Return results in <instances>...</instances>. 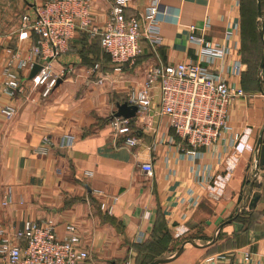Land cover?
Listing matches in <instances>:
<instances>
[{
  "label": "crops",
  "instance_id": "0c3cea01",
  "mask_svg": "<svg viewBox=\"0 0 264 264\" xmlns=\"http://www.w3.org/2000/svg\"><path fill=\"white\" fill-rule=\"evenodd\" d=\"M113 1L95 0L96 22L104 20ZM151 1L130 0L126 15L144 13ZM159 1L171 12L161 22V43L155 50L144 42L136 62L117 71L98 38L77 35L71 49L52 63L58 75L69 65L73 70L43 96L45 87L34 83L33 68H15L21 87L14 95L4 90L3 68L10 51L38 39L32 35L21 40L18 31L34 0H0V103L18 108L10 121L0 113V227L11 239L27 221L53 220L59 237L68 225L75 226L78 246L90 255L78 264H147L152 255L172 251L180 240L212 239L218 226L236 215L253 179L264 129V77L244 58L243 0ZM191 25L231 48L225 59L210 65L244 91L231 105L230 130L194 157L170 140L174 133L162 118L157 137L164 142L150 149L155 133L144 131L137 146L126 147L124 137L115 135L109 124L117 104L145 81L151 65L200 62L198 46L189 40ZM238 57L245 63L241 75L233 73ZM96 63L99 69L93 70ZM45 136L51 145L43 154L39 147ZM68 137L71 145L66 144ZM146 162L153 165L152 175L141 168ZM258 179L260 198L253 210L224 225L211 246H187L166 264H203L209 255L241 250L264 256V166ZM102 203L111 207L110 213Z\"/></svg>",
  "mask_w": 264,
  "mask_h": 264
},
{
  "label": "built area",
  "instance_id": "2783aa9c",
  "mask_svg": "<svg viewBox=\"0 0 264 264\" xmlns=\"http://www.w3.org/2000/svg\"><path fill=\"white\" fill-rule=\"evenodd\" d=\"M40 1L34 0L32 12L22 14L18 29L21 40L35 35L37 42L22 50L10 51L3 68L4 90L10 95L21 87L14 69H32L36 65L40 69L33 81L45 87L43 96L49 95L60 78L73 70L69 65L62 75H58L53 69V60L68 52L71 42L82 33L99 39L115 70H122L126 63L134 64L142 53L144 42L153 50L161 43V22L171 12L168 8L162 9L159 0H152L144 13L127 16L125 10L130 0H114L104 20L96 22L93 17L95 0ZM209 25L207 21L204 27ZM190 30L189 40L198 46L200 62L151 65L145 81L127 93L128 104L137 106L136 116L126 118L113 114L110 118L113 133L124 137L126 147L137 146L138 134L144 131L155 133L150 149L154 150L157 144L164 142V137H157L162 118H167V127L174 133L170 140L194 157L202 156L205 149L214 146L230 130L231 105L237 97L244 95V91L231 86L210 65L225 59L231 48L208 38L203 31L198 33L195 25H191ZM244 67V61L238 57L233 64V73L241 75ZM97 69L98 63L93 66V70ZM156 89L159 91L157 100ZM17 112L15 104L0 103V113L7 120H12ZM238 137L235 135L234 139ZM72 141V137H68L66 144L71 145ZM50 145V138L43 137L39 151L46 154ZM141 168L148 175L154 172L151 162L143 163ZM101 207L111 212V207L105 203ZM78 242L74 225H68L65 235L59 237L53 220L27 221L24 228L15 233L14 239L0 227V264H78L90 256ZM203 264H264V256L249 250L219 252L207 256Z\"/></svg>",
  "mask_w": 264,
  "mask_h": 264
},
{
  "label": "water",
  "instance_id": "95a60500",
  "mask_svg": "<svg viewBox=\"0 0 264 264\" xmlns=\"http://www.w3.org/2000/svg\"><path fill=\"white\" fill-rule=\"evenodd\" d=\"M257 10H258L259 18L264 19L261 0H258ZM259 34L263 42V54H262L260 69H259V78L262 79L264 76V26L260 28ZM39 69H40V66L36 65L32 70L31 77H33L39 71ZM60 81L61 80H59V82ZM117 108L118 110L115 114L116 116H123L126 118H132L136 116L137 106L130 105L128 104L127 101L123 103H118ZM257 151H258V156L255 160V172L253 175V179L249 183V189H248L247 195L245 199H243V201L241 202L240 206L238 207L236 215H234L233 217L227 219L222 224H220L218 228L216 229L212 239L201 240V241H198L196 239H186L185 241L182 242L178 250L167 251L163 253L162 255L155 257L152 261H150L147 264H166V263L172 262L176 260L182 253H184L188 245H193L194 247H197V248H206V247L211 246L219 239L221 229L223 228L224 225L229 224L231 222H235L236 218L244 214L247 209L252 210L256 207L257 202L260 198V193L257 190H255V188L261 187V182L259 181L258 176L260 173V169H262V167L264 166V129L258 139Z\"/></svg>",
  "mask_w": 264,
  "mask_h": 264
},
{
  "label": "rangeland",
  "instance_id": "374dc122",
  "mask_svg": "<svg viewBox=\"0 0 264 264\" xmlns=\"http://www.w3.org/2000/svg\"><path fill=\"white\" fill-rule=\"evenodd\" d=\"M244 1V28L243 37L246 46V52L244 58L248 60V67L253 71H259L261 58L263 54V43L260 38L259 30L263 26L264 19H260L258 16V0H243ZM264 16V11H263ZM189 239V238H186ZM184 239V240H186ZM184 240H180L173 245V250L176 251L181 246ZM198 241H201L200 239ZM192 247L191 245H188ZM162 245L159 246V249ZM192 249V248H191ZM168 251H171L168 250ZM162 255V254H161ZM159 256V255H158Z\"/></svg>",
  "mask_w": 264,
  "mask_h": 264
},
{
  "label": "trees",
  "instance_id": "16d2710c",
  "mask_svg": "<svg viewBox=\"0 0 264 264\" xmlns=\"http://www.w3.org/2000/svg\"><path fill=\"white\" fill-rule=\"evenodd\" d=\"M243 4H244V1H243ZM261 5H262V11H264V0H261ZM243 22H244V5H243ZM243 28H244V23H243ZM261 38V37H260ZM261 41H262V39H261ZM263 43V42H262ZM249 62V61H248ZM264 77V76H263ZM247 210H249V209H247ZM246 210V211H247ZM253 210V209H252ZM245 214V213H244ZM243 214V215H244ZM243 215H240V216H238L237 218H236V221L237 220H239ZM157 251H158V249H159V246H157L156 248H155ZM163 252H164V250L163 251H161L160 253H156L155 255H152L151 257H150V261H152L155 257H157L158 255H161V254H163ZM149 261V262H150ZM148 262V263H149Z\"/></svg>",
  "mask_w": 264,
  "mask_h": 264
}]
</instances>
